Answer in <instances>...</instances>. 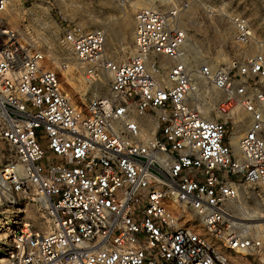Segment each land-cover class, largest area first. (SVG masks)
Here are the masks:
<instances>
[{"label":"built area","instance_id":"built-area-1","mask_svg":"<svg viewBox=\"0 0 264 264\" xmlns=\"http://www.w3.org/2000/svg\"><path fill=\"white\" fill-rule=\"evenodd\" d=\"M173 1L135 11L122 61L107 56L104 29L65 30L85 81L109 73L107 92L77 106L47 67L36 21L6 24L0 0V204L31 203L42 220L12 218L3 264H264V216L244 227L235 208L252 210L264 186V52L245 53L255 32L234 13L242 56L192 65L178 23L189 2ZM203 84L223 95L209 97L215 119L193 105Z\"/></svg>","mask_w":264,"mask_h":264},{"label":"rangeland","instance_id":"rangeland-1","mask_svg":"<svg viewBox=\"0 0 264 264\" xmlns=\"http://www.w3.org/2000/svg\"><path fill=\"white\" fill-rule=\"evenodd\" d=\"M189 4L178 18L179 25L188 30L190 61L210 60L214 64L226 65L233 57L240 58L241 49L232 38L228 16L238 13L246 17L254 29L256 42L246 50V54L264 52V0H188ZM173 0H10L2 16L6 24L20 23L29 16L34 19V33L39 46L43 48L47 67L55 70L64 90L77 106L92 96L91 92H107V79L88 83L83 77V65L73 57L69 48L60 44L62 34L73 24L84 30L102 28L107 35L105 52L115 61L124 60L132 50L133 16L137 9L150 5L162 10L168 9ZM34 5L33 8H30ZM144 4V5H143ZM142 5V6H141ZM30 8V9H29ZM202 86L203 95H193V105L203 111V116L212 119L220 115L218 104L209 101V97L223 98L221 93ZM207 107V108H205ZM245 127V121H239ZM235 124L234 135L241 133ZM240 129V132H239ZM3 147L0 141V148ZM0 160L3 159L0 156ZM262 193L249 204L252 210L263 215L264 186ZM248 193L256 189L246 188ZM240 204H244L240 201ZM24 212L10 205L0 204V264L6 259L8 236L3 237L13 227L12 218L21 215L42 227V220L33 204L21 202ZM246 207V206H245ZM247 208V207H246ZM17 213V214H16ZM258 214V215H259ZM4 233V234H3ZM246 259V258H245ZM251 259L250 257L248 258ZM253 264H260L259 261ZM248 263V262H246Z\"/></svg>","mask_w":264,"mask_h":264},{"label":"bare ground","instance_id":"bare-ground-1","mask_svg":"<svg viewBox=\"0 0 264 264\" xmlns=\"http://www.w3.org/2000/svg\"><path fill=\"white\" fill-rule=\"evenodd\" d=\"M144 5V4H143ZM142 6V5H141ZM147 7H152L151 6V4L150 5H146ZM143 7H145V6H143ZM189 42V41H188ZM194 63L195 62H193V64L192 65H194ZM109 76V73H106L105 74V77H104V79H107V77ZM208 89H210V87L209 86H206ZM92 93H94V92H92ZM91 93V94H92ZM68 95V94H67ZM69 97V96H68ZM70 98V97H69ZM205 108H207V107H205ZM204 117H206V118H210V117H208V116H204ZM211 119V118H210ZM237 127H243V128H241V130H244V126L243 125H241L239 122H238V125H237ZM239 132H240V129H239ZM242 132V131H241ZM241 133H239V134H233L232 135V137H231V141H232V144H233V146H234V152H235V154L236 155H238V149H237V147H236V140H237V138H238V136L240 135ZM11 207H13V206H11ZM13 208H15L17 211H19L20 213L21 212H24V208L23 209H21V207H13ZM235 208H236V210L238 211V214H240L239 215V219H242V220H249V221H238V223L240 224V225H242V226H244V227H255V228H259L260 227V223L262 222V218H263V216L264 215H262V214H257L256 212L258 211H256V210H250V209H248V208H246L245 206H243V205H241L240 203L239 204H236L235 205ZM17 214V213H16ZM10 229L11 228H9L7 231H6V234L3 236V237H7L8 235H9V233H10ZM4 234V233H3ZM241 257H242V259L244 260L245 259V256L242 254L241 255Z\"/></svg>","mask_w":264,"mask_h":264}]
</instances>
